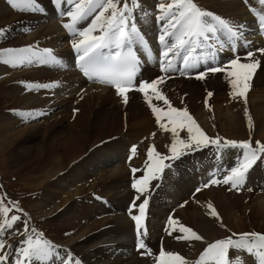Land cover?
Returning <instances> with one entry per match:
<instances>
[{
  "label": "bare ground",
  "instance_id": "6f19581e",
  "mask_svg": "<svg viewBox=\"0 0 264 264\" xmlns=\"http://www.w3.org/2000/svg\"><path fill=\"white\" fill-rule=\"evenodd\" d=\"M6 1H8V5L5 0H0V151H7L15 163L18 161L16 169L19 171V175L26 171L35 174L36 184L34 183L33 186L34 190L39 189L41 199L30 204L29 211L37 218L51 217L55 219L59 225L57 229L59 233L65 235L68 231L70 232V235H66L70 239L66 241H63V237L58 235L51 237L53 239L51 242L57 246L56 255L52 259L47 262L32 261L31 264H64L69 253L74 254L81 264H157V257L161 249L183 256L188 264H196L208 243L230 236L232 233L257 232L245 228L242 224L245 220L252 226H259L260 233L264 234L261 227H264V159L259 160L249 171L243 187L234 189L245 190L248 193L246 196H249L250 199L248 203H245L246 201L238 202L229 197L232 194L227 192L230 189L229 185L222 183L210 185L206 187L208 189L203 190L202 194L204 195L201 194L202 196L193 201L200 203L203 208L200 213L192 204L185 208L183 204L179 206L181 202L189 199L185 197L186 193H193L198 187L203 188L211 179L222 180L228 170L236 166L242 153H236L235 149L230 150L226 155H222L224 166H220L221 152L194 150V154V151H189L181 156L180 161L178 160L174 164L171 162L175 168L174 171H172V167L165 170L163 175L165 179L161 178L156 189L153 186L144 194L149 198L144 220L148 233L145 243L151 254H145V250L138 249L135 223L130 220L131 215L129 214L132 201L138 194L131 187L132 176L123 165L126 161L124 158L126 151L129 150L126 147L147 134L149 136L146 140L150 142V145L151 142L171 144V132L160 129L156 119L153 120L155 116L146 103L144 94L138 90L127 92L129 102L139 104L130 109L131 115L127 110L130 118L127 123L120 107L110 104L111 102L121 103L123 97L117 95L112 88L96 84L86 85L87 82L77 69L78 53L70 45V40H72L70 33L67 29L62 28V22L68 23L65 21L67 15L62 16V10H59V14H54L45 7L42 15L36 13L32 16L22 15L17 13L10 0ZM164 1L156 0L158 3ZM154 2L155 0H138L139 4L148 9ZM42 3L48 5L47 0H43ZM200 4L204 10L225 16L227 14L228 17L234 19H231L230 22H233L231 25L238 31V36L233 37L235 42L233 47L238 45V54L234 55L231 51L222 52L224 47H220L218 50L219 44L228 47L227 39L224 38L221 31L217 33L219 43L215 39L211 40L215 42L211 43L214 45L213 49L205 47L197 50L196 55L200 57L197 68L185 71L182 59L176 58L172 69L168 72L162 71L159 69L158 59L163 52L161 51L163 46L159 44V39L155 36L157 32L161 35L162 28L158 29L157 25H162V23L158 21V18H155L153 22L150 17L136 16L132 13L131 23L135 25L138 23L137 29L149 40V43L143 41L141 46L137 42L133 43L142 59L139 84L162 79L163 82L158 84V88L171 105L177 109L186 108L195 121L205 125L206 128L213 126L207 119L208 113L204 111L205 107L202 102L207 100L206 89L213 90L211 104L209 103L210 99H208V104L215 111L218 126L215 125L216 122L214 125L219 128L217 131L220 132L218 134L212 129L213 138L222 135L227 127L235 134V136L229 135L232 137L230 140H235L236 138L233 137L237 136L243 139L241 141H244L248 131L243 130L245 129L243 128L244 122L243 125L240 123L239 116H236V119H231L228 111L231 110L230 106L225 105L224 92L228 89L225 79L226 72L207 73L204 79H197L196 76L208 67L222 66L227 71L228 63L236 57H239L241 62H252V58L243 57L253 49L261 47L264 49L262 40L264 26L261 25L258 16L251 9L243 7L241 0H201ZM251 4L257 9V12L264 14V8L258 0H252ZM72 7L66 3L63 8ZM34 21H37V25ZM29 33L31 34L26 38ZM99 34V32L96 33V35ZM252 35L254 37H250ZM250 40L252 41L250 42ZM62 42L64 43L62 44ZM253 42H256L257 45H253ZM63 45H66L65 49L61 52L58 51L60 65L71 68L70 75H74L75 85L69 86L70 81L61 78L57 86L67 89V92L64 93L63 91L61 93L54 91L55 88L46 92L45 90L48 88L29 89L26 87L29 84H42L39 81L41 77L52 78L49 73L53 64L48 63L46 70L37 68L34 56L36 57L38 54L33 55V53L44 52V49L55 52L54 50ZM250 45L253 46L250 48ZM25 48H30L31 51L26 53L6 51ZM147 48L151 50L153 58L147 57ZM212 51L215 52L214 58L211 56ZM21 57H26L24 62H16ZM169 59H172L171 54ZM254 59L258 60L261 66L258 65L260 67L258 73H253L252 87L250 88L264 85V53H254ZM21 67L26 68L23 71H18ZM72 68L75 69L72 70ZM52 82H54L53 79ZM32 90L37 91L35 95L29 93ZM149 94L151 95V90ZM21 95L25 96L21 97ZM47 96L48 98H46ZM257 99L258 95L250 94L249 103L251 107H256L255 112H257V119H253L256 120L253 136L264 142V107L257 105H264V100L258 101ZM153 104L167 110L163 101L153 99ZM8 108L16 109L7 113ZM225 112L229 114L227 118L224 117ZM20 113H31V115L22 116ZM143 113L150 118V124L146 121ZM39 118L42 119L39 121ZM161 122L165 123L167 127H171L166 121L162 120ZM128 124L130 130L126 139L114 142L113 146L106 145L105 141L113 136H120ZM187 135L185 129L179 130L181 139H187ZM224 139L227 138L221 140ZM96 144L105 145L103 148L95 149L94 152L89 153ZM154 147L157 152L166 153L169 151L168 149L165 152L159 146ZM16 150L21 152L19 160ZM86 155H88L87 159H84ZM131 155L133 154L131 153ZM21 160H32V164L25 167ZM81 162L86 164L84 171L78 167H71L73 163L81 164ZM47 164H50L51 167L42 168ZM110 166L113 168L107 169ZM114 166L117 168L114 169ZM196 168L202 169L198 175L187 176L190 170ZM106 170H109L111 177L115 180L114 190L111 191L113 195L110 197L112 204L109 206L103 201L91 200L89 204L85 200L75 202V196L78 194L84 196L104 182L102 174ZM178 170H183L184 175ZM44 173L48 175L45 176ZM172 174L175 179L170 178ZM49 175L51 178L47 183L46 180L40 182L42 178H48ZM94 175L96 178L92 177ZM84 176H88L90 179L83 178ZM207 177L210 178L207 180ZM75 181H77L76 187L73 186ZM224 188L227 193L223 191L218 193ZM9 197L13 199V193H10ZM143 198L142 196L140 200L136 201L137 205L142 202ZM208 199L214 200L213 204L216 206V212H219L220 220L210 216L211 208L208 205L211 203ZM164 204L166 205L164 206ZM237 204H239L238 207H236ZM178 206L179 208H176ZM239 207H244L247 214L235 212ZM100 211H104L103 219L92 221L94 220L93 214L101 216ZM131 212L139 214L138 208L131 209ZM123 214H126V217ZM169 217L192 228L203 237V240L177 239L176 237L185 235L178 230L169 235L171 230L168 223ZM221 222L226 227H222ZM166 226L167 229H165ZM174 227L178 229L179 223ZM7 233L6 230L3 235H7ZM235 255L236 253L231 251L230 256ZM240 255L244 259V264H255L254 256L246 252H241ZM12 256L11 254L8 256L9 263L6 264H14Z\"/></svg>",
  "mask_w": 264,
  "mask_h": 264
},
{
  "label": "snow or ice",
  "instance_id": "6c2138e0",
  "mask_svg": "<svg viewBox=\"0 0 264 264\" xmlns=\"http://www.w3.org/2000/svg\"><path fill=\"white\" fill-rule=\"evenodd\" d=\"M10 2L13 7L21 10L43 11L37 0H10ZM244 2L247 4L249 0H244ZM258 2L264 8V0H258ZM53 3L60 7L62 0H53ZM66 3L73 7L66 13L67 17L70 18V22L64 23L63 27L70 34L82 37L78 42H73L72 45L78 53V67L89 79L113 86L117 95L123 97V102L126 104L128 101L127 92L136 87L134 80L140 63L136 52L130 45L137 39L143 41V37L140 35L136 25L131 23L133 10L140 6L138 0H66ZM158 7L161 12L158 19L164 22L161 35L159 36V44L163 46L161 65L162 70L165 72L172 69L176 58L182 59L185 71L197 68L200 63V57L196 55L197 50L205 47L213 49L214 45L209 43V41L215 39L219 43L218 32L222 31L230 38L238 36V31L229 21L202 9L194 0H171V3H160ZM251 11L258 16L261 25L264 26V14L257 12L255 8H252ZM93 13H95V16L91 19L88 26L83 29L78 28V25L92 17ZM97 32L100 34H94ZM126 45L128 46L127 51H120ZM221 47H223L222 44ZM104 49H117V51L114 54H105ZM6 51L9 53H26L30 52L31 49H8ZM258 51L264 53V49H258ZM170 54L172 59H169ZM149 55H151L150 52ZM211 56L212 58L215 57L214 51L211 52ZM247 56L252 58V62H241V59L236 57L227 66V71L222 66L208 67L205 71L197 74L196 78L204 79L207 73L226 72L225 79L228 80L232 89L230 95L233 98L237 96L246 97V93L250 88L249 81L259 65V61L254 59L253 52H248ZM25 59L26 57H21L16 62L23 63ZM40 63L61 64V61L53 56L51 50L44 49ZM162 82V79L143 82L136 89L144 94V99L154 114L160 129L169 131L172 134L171 144L167 146L170 155H163L157 152L154 146L150 147L146 153L147 159L144 164L143 174L141 178L134 179L131 185L138 194L132 201L131 209L138 208L139 214H132L131 209L129 211L131 219L135 223L137 246L138 249L145 250V254L149 255L151 252L145 243V237H147L148 233L144 225L149 198L144 194L149 191L153 180H159L164 170L172 167V163H165V161L174 162L189 151L208 147L209 145H214L217 149L229 147L241 149L243 150L242 156L238 159L236 166L231 167L222 180L211 179L204 185V187H208L222 183L229 185L230 189H238L245 184L247 173L250 169L259 160L264 159V143L257 141L255 142L256 146L253 147L251 140L235 141L224 139L222 141L220 137L210 138L207 136L186 108L177 109L171 105L167 97L158 88V84ZM55 86L57 85H26L29 89ZM149 90H151V95ZM211 95L212 93H208V96ZM153 99L163 101L167 110L154 106ZM245 114L247 115V110ZM20 115L26 116L31 115V113H20ZM165 118L171 127H167L165 123L161 122ZM249 124H251L250 117ZM184 129H186L188 134L187 139L179 137V130ZM136 152L137 147L133 146L131 153L135 155ZM137 171L141 170L132 169L133 173ZM197 191H200V189H197ZM142 196L144 197L142 202L137 205L136 201L140 200ZM12 203L18 208L16 202ZM208 207L212 208V205L209 204ZM11 211L12 208L6 206L4 198L0 197V236L7 229H11L15 222L20 220L17 215L9 216ZM210 214L220 220L214 208ZM168 223L171 227L169 235L177 230L185 234L176 237L177 239L203 240V237L190 227H186L183 224H179L178 229L174 227L179 222L171 217H169ZM221 226L226 227L222 222ZM22 235H27V229ZM36 236L35 240L32 236H27V239L23 241L26 246L19 250L20 255L17 257L15 264H31L32 261L47 262L56 255V245L44 239L42 233H37ZM5 247L6 242L0 239V264H5L8 260L9 254L4 251ZM230 251L235 252L236 255L230 256ZM241 252L254 256L255 264H264V234L256 232L232 233L230 236L217 239L207 244L196 264H244V259L240 255ZM64 264H81V261L69 253ZM157 264H188V261L177 253L161 249L157 257Z\"/></svg>",
  "mask_w": 264,
  "mask_h": 264
},
{
  "label": "rangeland",
  "instance_id": "374dc122",
  "mask_svg": "<svg viewBox=\"0 0 264 264\" xmlns=\"http://www.w3.org/2000/svg\"><path fill=\"white\" fill-rule=\"evenodd\" d=\"M194 2L197 3L199 6L201 5L200 4L201 3V0H194ZM65 3H66V0H65ZM160 3H171V0H165L164 2H159V3L156 2V0H155L154 4L152 5V7H150V9H148L146 6H143L142 4H139L140 6L138 8H136V9L133 10V12L136 11V14H133V15H136V16H147V17H150V19L154 22L155 18H158L161 15V12L159 11V7H158ZM153 11H154V13H153ZM36 12L35 11H29L28 12V10H23L22 12H19L17 10V13L22 14V15L23 14L24 15H29V16L36 15L35 14ZM155 12L156 13H159V14H155ZM94 16H95V13H93V17ZM156 16H158V17H156ZM219 16L221 18L229 21V22H230L231 19L234 20L233 18L228 17L227 14H226V16L225 15H222V14H219ZM93 17H89V19L86 20V21H88V23H90V21H91V19ZM69 19L70 18L67 17L65 21H69ZM37 21H34L35 22V25H37L36 24ZM158 21H160V20L158 19ZM160 22L162 23V25L161 24H158L157 25L158 26V29L163 28V23L164 22H162V21H160ZM232 23L233 22H230V24H232ZM86 24L87 23L81 22V24L78 26V28L83 29V28H85V27L88 26ZM136 25H138V23H136ZM62 28L65 29L64 27H62ZM30 34L31 33L27 34L26 35L27 36L26 38H28V36ZM94 34H96V33H94ZM140 35L145 40H147L146 37H144L141 33H140ZM66 36L68 37V33L66 34ZM78 37L77 38L79 40L82 39V37H80V36H78ZM75 38H76V36L72 37V39H75ZM138 40L139 39L135 40L134 42H137L138 43ZM70 41H71L70 42V45L72 46L73 45V42L72 41H74V40H70ZM147 42L149 43V41H147ZM65 47H66V45H63V46H60L59 48H57L56 50H54L55 52H52L51 51L52 54H53V56L57 60L60 59L59 56H58L59 55V52H61L63 49H65ZM43 53L44 52H42V51H39V52L35 53V55L38 54L39 56L38 55L36 57L34 56V58L36 59V64H37L36 67L39 68V69H43V70L45 69L46 70L48 68V65L49 64L40 63V59L43 56ZM52 64H53V66H52V69L50 70V73H49V75L52 78L49 79V78L41 77V79H39V81H41L42 84H51L52 79H53L54 82H52V84L53 85H58L59 79L63 78L65 80L70 81V83H68L69 86L75 85V83H74L75 82V77L72 74L70 75L71 72H67V69H68L67 67H64V66L62 67V65L56 64V63H52ZM25 68L26 67H21L18 71H23ZM58 68H62V69H58ZM259 68L260 67H257L256 68L255 73H258V71H260ZM226 82H227L226 83V87L228 89L224 92V97L226 99L225 105H227L228 107L230 106V109H231V110H228L229 113H230V115H231L229 117H231V119L232 118L233 119H236V116H239L240 117V120H241L240 123L242 124L244 122L243 123L244 125L243 124L242 125H243V128H245V129H243V130H246V131L248 130L247 131V135H246V139L244 141L251 140L252 143H253V147L256 146V143L255 142H257V141H259L261 143H264L260 138H258V137L255 138L253 136L254 128L256 127L255 126L256 120H253V119H257L256 118V113L257 112H255L256 107H251V105L249 103L250 102V94L251 93L252 94H255V95H258V99H257L258 101L264 100V85H261V86H259L257 88H249L248 92L246 93V97H239V96H237V97L233 98V96L230 95V93L232 92L231 85L228 82V80H226ZM249 84H250V87H252L251 80H250V83ZM53 88H55L54 91H57V92L60 91V93L62 91H63V93L64 92H67V89H63V87L61 89L59 86H55V87L48 88L45 91L46 92L52 91ZM41 91H43V90H41ZM36 92H37L36 90H32L29 93H34V95H35ZM210 92L212 93L211 96H213L214 95V91L213 90H210V89H206V99L207 100L204 101V102H202V103H203V106L205 107V109L203 108L204 111H206L208 113L207 119H208L209 123L212 124L213 127H210L209 126V127L206 128L205 125H202L199 122L197 124L207 134V136H209L210 138H213V133L215 131H217L219 128L216 127V126H218V124L216 122L215 111L213 109H211L210 106H209V104H208V99H210V102L209 103L211 104V96H208V93H210ZM23 96H25V95H21V97H23ZM46 98H48V96ZM75 98H77V97H75ZM245 99H246V102H245ZM212 102H213V100H212ZM110 104L112 106L120 107L119 109L121 110L122 115L125 116L127 123H129L128 120L130 119L128 117L127 110L129 111V113L131 115L130 109L133 108V107H135V105L136 106L139 105V104H135V103H130L129 100L127 101L126 104L123 101L121 103L120 102H111ZM257 105L258 106H261V107H264L263 104H257ZM224 107L227 108L226 106H224ZM15 109L16 108H8L7 113H9L10 111L11 112L12 111H15ZM0 110H1V108H0ZM246 110H247V115L245 114V111ZM23 111H27V110H23ZM224 115H225L224 117L227 118V115H229V114H228V112H225ZM143 116L146 118V121H148L149 124H150L151 123L150 118L148 116H146L144 113H143ZM249 117L251 118V124H249ZM40 119H42V118H39L38 120L40 121ZM154 119L155 118H153V120ZM163 121L164 122L165 121L167 122V119H164ZM214 123H215L216 126L214 125ZM252 124H254V125H252ZM126 126L127 127L125 128L124 132L121 133L120 136H113L109 140L105 141L106 145L113 146L114 142H117L119 140H124V138L126 139V137L128 136L127 134H128V132L130 130V127L128 128L129 124L126 125ZM212 129H214V132L211 131ZM217 133L219 134L220 132L217 131ZM229 135L235 136V134L232 133L231 131H229L227 129V127H226V130L224 132H222V135L220 134L219 136H216V137H220L221 139L227 138L228 140H230V138H232V137H229ZM148 136H149V134L143 136L142 138H140V140H137L135 142H132L131 144L127 145V147H126V149H130V151L128 150V151H126V153L131 152V149H132L131 147H133V146H136L137 147L136 154L135 155H131L132 157L130 159H127L124 162V164H123L125 166L126 170L128 171V173H130V176H132V178H131V181L132 182H133L134 179L141 178V176L143 174L144 164H145V161L147 159V156H146V153L148 151L147 149H149L152 146H159L160 149L163 148L162 150H164L165 152L168 151L167 146H169L170 144H165V142L164 143H161V142L153 143V142H151V145H150V142H147V140H146V138ZM233 138H236L235 139L236 141L237 140L238 141H241V139H242L240 137L238 138L237 136L236 137H233ZM231 140H233V139H231ZM104 145L105 144H103V145H98V144L94 145L91 148V150L89 151V153L94 152L95 149L98 150L101 147L103 148ZM209 147H211V146L209 145L207 147L208 149H202V150H208V151H214V152H221L222 153L219 156L220 159H221L220 166H224L222 155H226L230 150L232 151V150L235 149V148H230L229 147V148H224V149L221 150V149H217L215 146L214 147H211L210 149H209ZM197 150H201V148L200 149H197ZM223 151H225V152L223 153ZM234 151H236V153H242L243 150H241V149H235ZM16 153H17V157H18V160H19L20 153H21L20 150H16ZM159 153H161L163 155H170L169 151L166 152V153H163V152H159ZM194 153H195V151L193 152V154ZM87 156L88 155H86L84 157V159H87ZM127 157L128 156H126V154H125V157L124 158H127ZM143 158H144V160H142ZM21 161H23L22 162V165H25V167H28V166H30L32 164V162H31L32 160H21ZM179 161H180V159H179ZM138 162H140V163H138ZM169 162L171 163V161H165V163H169ZM175 162H178V160L175 161ZM17 164H18V161H17V163H15V161L12 160V158L9 156V154H8L7 151H5V150L4 151H0V197H3L4 198V202H5L6 206L12 208V211L9 213V216H11V215L14 214V215H17V216L20 217V220H18L17 222H15V224L13 225V227L15 229H13V227L11 228L12 230L11 229H7V231H8L7 235L6 234L4 236L2 235L3 236L2 239L6 242V247H5L4 251L7 254H8V252H11L10 254L13 255L12 256V260L14 261L13 263H15V261L17 259L16 257H18L20 255L19 250L21 248H23V247L26 246L23 243V241L27 239L28 234H29V236H32V238L34 240L36 239V236H34L36 232H30V228H29L30 226H29V224L31 222L34 223V228L36 229V231H38V233H42L43 234L44 239H48L49 238L50 239L49 241H51V240H53V239H51V237L53 235H58L60 237H63V241H66V240L70 239V237L66 236V235H70V232L69 231L67 233H65V235H63V234H61V233L58 232L57 229H58L59 225L57 224V222H56L55 219H53L51 217L50 218H46V217L37 218V216H35L33 213H31L29 211V207L28 206L30 204H32L34 201H37V200H40L41 199L40 198V193L38 192L39 189L38 190H34V186L33 185H34V183L36 184V181L34 180L35 174L26 171L25 173L19 175V171L16 169V165ZM83 166H84V168H82ZM49 167H51V165L50 164H47L46 166H43L42 168L45 169V168H49ZM71 167H78V169H81V170L84 171V169L86 167V164L83 163V162H81V164H79V163H77V164L73 163ZM111 167L112 166H110V168L108 167L107 169H111ZM115 168H117V166H114V169ZM133 168L140 169L141 171H137L136 173H133L132 172V169ZM167 169L168 168H166L165 170H167ZM173 169H174V167L172 166V171H173ZM165 170H164V172H165ZM164 172L161 175V178L163 180L165 179V177H163ZM44 174H46V173H44ZM47 175L48 174H46L45 176H47ZM102 175H103V178H104V182L102 184H100L95 190H90V193H88V194H86L84 196L83 195H80V194H78L77 196H75L74 197L75 198V202H78L80 200H82V201L85 200L86 203L89 204L90 203V200L91 201H103V202H105L106 204H108L110 206L112 204V201L110 200V197L113 195L111 191L114 190L113 186H114L115 180L111 177L109 170L104 171ZM173 175L174 174H172L170 176V178H172V179L174 178L175 179V176H173ZM95 176L96 175H94L92 177L93 178H96ZM208 176H209V173H208ZM50 178H51V175H49L48 178H42L40 180V182L42 180H46V183H47ZM83 178L90 179V177H88V176H84ZM161 178L159 180H153L151 182V185H150V188L149 189H151L153 186H155L154 189H156V187L160 183V180H162ZM88 179H87V181H88ZM98 181H99V178H98ZM76 182L77 181H75V183H73V186L74 187H76ZM91 184H92V182H91ZM128 184H129V182H128ZM79 185H80V183H79ZM196 189H202V190L198 191L194 195L192 193H190V192L189 193H186L185 197H188L189 199L184 200L183 202H181V204L179 206H181L183 204L184 205L183 207L185 208V207H188V205L192 204V206H194L196 209H198L200 211V213H201L202 212L201 209H203V208L200 206V203H198L196 201L193 202V201L194 200H197V198H199L200 196L204 195V194H202L203 193V190L205 191L208 188H206V187L199 188L198 187ZM222 191L224 193H227L228 192V194L229 193H232L231 195H229V197H231L232 199H236L238 202H240V201H246L245 203H248V201L250 200L249 199V196H246V195H248V193L245 190L239 191V190H234V189H228V191L225 192V188H224L221 191H219L218 193H221ZM10 193H13V199H11L9 197V194ZM215 196H216V194H215ZM208 200L210 201V203L212 205L211 211H212L213 208L216 211V206H214V204H213L214 200H212V199H208ZM12 202H16V204L18 205V208L15 207ZM165 205L166 204H164V206ZM238 205L239 204H237L236 207H238ZM179 206L176 207V208H179ZM235 212H237L238 214H245V215L247 214L246 209L244 207H239L238 210L235 211ZM103 213H104V211H100L99 212V214L101 215L100 217L96 213L93 214L94 220H92V221H101L103 219L102 218V216L104 215ZM217 213L219 214V212H217ZM123 215L126 217V214H123ZM210 216H212V215L210 214ZM93 217H92V219H93ZM130 220L132 221V219H130ZM179 224H182V223L179 221ZM242 224H243V226L245 228H247L249 230H255V231H257L256 233H258V232L260 233V231H259L260 227L259 226H257V227L256 226H252L246 220L243 221ZM183 225L186 226L185 224H183ZM186 227H188V226H186ZM261 227L264 230V227L263 226H261ZM134 228H135V226H134ZM25 229H27V235H22V233L25 232ZM165 229H167V226H166ZM91 232H94V231H91ZM247 233H251V232H247ZM260 234H263V233H260ZM18 237H20V238H18ZM14 239L15 240L16 239H19V240H16L15 241ZM12 252L15 253L16 255L14 256V254ZM229 255H231V251H230ZM13 257L15 259H13ZM6 263H9V261L7 260L5 262V264Z\"/></svg>",
  "mask_w": 264,
  "mask_h": 264
}]
</instances>
